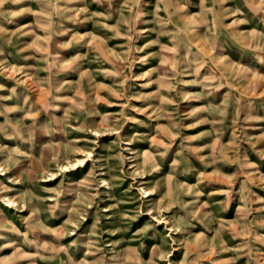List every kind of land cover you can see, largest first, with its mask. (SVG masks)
<instances>
[{
    "label": "rangeland",
    "instance_id": "obj_1",
    "mask_svg": "<svg viewBox=\"0 0 264 264\" xmlns=\"http://www.w3.org/2000/svg\"><path fill=\"white\" fill-rule=\"evenodd\" d=\"M0 264H264V0H0Z\"/></svg>",
    "mask_w": 264,
    "mask_h": 264
},
{
    "label": "bare ground",
    "instance_id": "obj_2",
    "mask_svg": "<svg viewBox=\"0 0 264 264\" xmlns=\"http://www.w3.org/2000/svg\"><path fill=\"white\" fill-rule=\"evenodd\" d=\"M147 195H149V193Z\"/></svg>",
    "mask_w": 264,
    "mask_h": 264
}]
</instances>
